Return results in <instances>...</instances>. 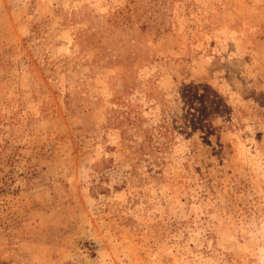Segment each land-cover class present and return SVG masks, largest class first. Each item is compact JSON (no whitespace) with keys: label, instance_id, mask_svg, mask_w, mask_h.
<instances>
[{"label":"rangeland","instance_id":"1","mask_svg":"<svg viewBox=\"0 0 264 264\" xmlns=\"http://www.w3.org/2000/svg\"><path fill=\"white\" fill-rule=\"evenodd\" d=\"M0 264H264V0H0Z\"/></svg>","mask_w":264,"mask_h":264}]
</instances>
